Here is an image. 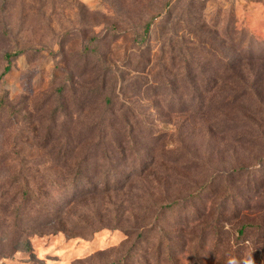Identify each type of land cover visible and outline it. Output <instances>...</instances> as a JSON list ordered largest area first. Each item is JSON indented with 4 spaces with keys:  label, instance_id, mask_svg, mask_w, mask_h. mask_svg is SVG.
Here are the masks:
<instances>
[{
    "label": "rangeland",
    "instance_id": "374dc122",
    "mask_svg": "<svg viewBox=\"0 0 264 264\" xmlns=\"http://www.w3.org/2000/svg\"><path fill=\"white\" fill-rule=\"evenodd\" d=\"M16 51L0 264H264V0H0Z\"/></svg>",
    "mask_w": 264,
    "mask_h": 264
},
{
    "label": "trees",
    "instance_id": "16d2710c",
    "mask_svg": "<svg viewBox=\"0 0 264 264\" xmlns=\"http://www.w3.org/2000/svg\"><path fill=\"white\" fill-rule=\"evenodd\" d=\"M150 24H148V27L149 28ZM22 53L19 52V51H16V52H9L6 54V59H7V65L3 71V73L0 75V80L2 79L3 75H5L7 72L10 71L11 69V64H12V60L18 56H20ZM240 81H242V79H239ZM245 230V227L241 228L239 230V233L242 234ZM16 248H21L22 250H25L26 252H28L29 254H32V246H31V243H30V240L27 238L23 241V243H20V244H17L15 245Z\"/></svg>",
    "mask_w": 264,
    "mask_h": 264
},
{
    "label": "clouds",
    "instance_id": "9594fccd",
    "mask_svg": "<svg viewBox=\"0 0 264 264\" xmlns=\"http://www.w3.org/2000/svg\"><path fill=\"white\" fill-rule=\"evenodd\" d=\"M227 264H253V262H252L251 259L237 261V259H235V258H230V259L227 261Z\"/></svg>",
    "mask_w": 264,
    "mask_h": 264
}]
</instances>
